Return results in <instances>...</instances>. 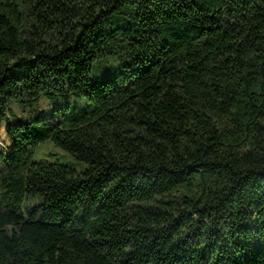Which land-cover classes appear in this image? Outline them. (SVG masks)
<instances>
[{
    "label": "trees",
    "instance_id": "trees-1",
    "mask_svg": "<svg viewBox=\"0 0 264 264\" xmlns=\"http://www.w3.org/2000/svg\"><path fill=\"white\" fill-rule=\"evenodd\" d=\"M1 118L0 264H264V0H0Z\"/></svg>",
    "mask_w": 264,
    "mask_h": 264
},
{
    "label": "rangeland",
    "instance_id": "rangeland-1",
    "mask_svg": "<svg viewBox=\"0 0 264 264\" xmlns=\"http://www.w3.org/2000/svg\"><path fill=\"white\" fill-rule=\"evenodd\" d=\"M113 60H107L100 65L98 72L99 75H105L109 69L110 63ZM112 64V63H111ZM96 68V67H95ZM95 70V69H94ZM82 98V97H81ZM85 100V98H82ZM82 99H76L71 95L67 99H60L57 103L58 106H63L68 102H73L78 106L82 107L86 102ZM12 108L15 114V118H11L15 123L16 118L23 120L24 122L30 121L38 115H46L48 117H54L56 115V104L51 102L45 97H42L40 101L34 105H23L18 101H14ZM8 121L6 118L0 119V156L1 154H6L10 150V140L7 134ZM34 159L37 161H61L75 167L77 170L84 169L87 164L76 160L70 153L61 149L54 144L52 140H46L39 144L35 149Z\"/></svg>",
    "mask_w": 264,
    "mask_h": 264
}]
</instances>
